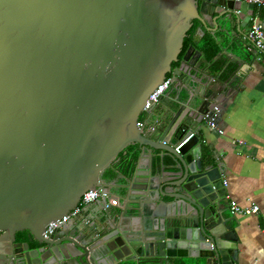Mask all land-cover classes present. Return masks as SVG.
<instances>
[{
	"label": "water",
	"instance_id": "obj_1",
	"mask_svg": "<svg viewBox=\"0 0 264 264\" xmlns=\"http://www.w3.org/2000/svg\"><path fill=\"white\" fill-rule=\"evenodd\" d=\"M255 9L233 0H0V264H233L223 168L202 157L196 131L244 72L239 35L247 40ZM196 24L232 48L219 69L194 45L184 49ZM168 78L173 101L162 96L144 122ZM135 145L136 169L111 186L105 173ZM114 186L118 213L80 207L88 191L107 207Z\"/></svg>",
	"mask_w": 264,
	"mask_h": 264
},
{
	"label": "crops",
	"instance_id": "obj_2",
	"mask_svg": "<svg viewBox=\"0 0 264 264\" xmlns=\"http://www.w3.org/2000/svg\"><path fill=\"white\" fill-rule=\"evenodd\" d=\"M256 12L255 9L254 15ZM260 20L264 23V12L260 15ZM244 24L245 27L242 28V31L247 37L252 26V18L248 23L244 21ZM196 25V33L192 38L191 45L203 52L215 69L228 63L232 48L224 47L222 49L216 44H212L210 32L207 30L200 32L199 24ZM239 36L248 46V56L244 55L240 48L234 49L235 53L243 54L244 72L239 70L238 78L229 87V93L222 101L214 103L212 106L213 109L216 107L219 109L216 119L217 127L212 128L206 121L200 124L196 132L199 146L202 148V157L205 159L214 157L212 163L215 166L221 165L223 168V178L227 190L225 213L229 219V229L235 230L238 240V250L232 263L264 264V54L259 58L257 53L250 52L251 44L248 39ZM231 67V71H233L238 65L233 63ZM230 78L231 75L225 74L221 77V81L224 82ZM174 96L172 88L164 95L169 102L173 101ZM158 107V104L154 105L152 113L143 116L144 122L148 123L149 119L155 120L153 115L159 113ZM138 151L139 156L132 171L136 169L139 161L140 150L138 149ZM155 153L159 154V152ZM148 161V159L144 160L141 166H148L146 164ZM157 173H159V157L153 161V174ZM123 175L120 168L112 166L105 173V179L113 186L114 183L123 182ZM116 191L114 186L113 195L108 201V205L111 200H117ZM232 201L243 207L257 205L260 211L255 215H234L230 210ZM94 205L97 208L92 210L89 216L95 215L100 208L118 213L123 207L119 201L116 206L109 208L101 200L94 202ZM85 206L80 205L81 208Z\"/></svg>",
	"mask_w": 264,
	"mask_h": 264
},
{
	"label": "built area",
	"instance_id": "obj_3",
	"mask_svg": "<svg viewBox=\"0 0 264 264\" xmlns=\"http://www.w3.org/2000/svg\"><path fill=\"white\" fill-rule=\"evenodd\" d=\"M236 2H246L248 4H254L256 7V14L252 17V26L247 35V39L250 42L251 46L249 47L250 52H255L258 54L259 58H261L262 54H264V23L260 20V15L264 12V0H233ZM172 87L171 79H166L162 84H160L157 89L149 96L147 103L144 107V112L150 110L155 104L158 103L159 99L166 94V92ZM219 109L216 107L208 114V124L212 128H216V119L218 115ZM140 127L143 123L138 124ZM242 143V142H240ZM178 150V149H177ZM99 198H101V194L98 191H88L84 194L81 200V205L91 204L96 202ZM118 200H111L110 205H107V208L110 206H116ZM80 209H76L72 211L69 215L64 216L62 219L51 222L44 232V236L46 238L51 235L54 230L62 223L67 222L71 217L77 215ZM230 210L234 215H255L260 211L259 206L254 205L251 207H243L239 205L237 202H230Z\"/></svg>",
	"mask_w": 264,
	"mask_h": 264
},
{
	"label": "trees",
	"instance_id": "obj_4",
	"mask_svg": "<svg viewBox=\"0 0 264 264\" xmlns=\"http://www.w3.org/2000/svg\"><path fill=\"white\" fill-rule=\"evenodd\" d=\"M196 26L197 25H195L189 32L188 38L185 41L184 49H187L192 44V38L196 33L195 32ZM212 57L214 58V56ZM137 147H138L137 145L128 147L125 152L120 154L119 161L116 162L113 166L120 168L121 172H123L125 175H128L132 171L133 165L135 164L139 156V151ZM27 234L28 232L20 233V235L22 236H25ZM119 264H133V263H119Z\"/></svg>",
	"mask_w": 264,
	"mask_h": 264
},
{
	"label": "flooded vegetation",
	"instance_id": "obj_5",
	"mask_svg": "<svg viewBox=\"0 0 264 264\" xmlns=\"http://www.w3.org/2000/svg\"><path fill=\"white\" fill-rule=\"evenodd\" d=\"M172 88V87H171Z\"/></svg>",
	"mask_w": 264,
	"mask_h": 264
}]
</instances>
